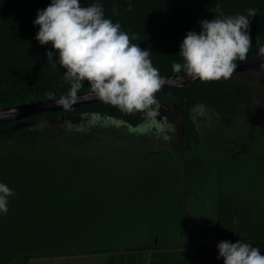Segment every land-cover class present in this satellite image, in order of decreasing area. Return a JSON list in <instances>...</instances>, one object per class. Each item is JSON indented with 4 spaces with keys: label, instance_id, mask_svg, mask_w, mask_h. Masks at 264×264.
<instances>
[{
    "label": "trees",
    "instance_id": "obj_1",
    "mask_svg": "<svg viewBox=\"0 0 264 264\" xmlns=\"http://www.w3.org/2000/svg\"><path fill=\"white\" fill-rule=\"evenodd\" d=\"M50 2L0 0V108L69 90L65 70L46 58L51 44L35 39L37 11ZM95 3L151 52L161 77L177 74L171 66L183 63L181 42L218 16L217 6L233 16L257 10L246 59L264 56V0H81ZM255 93L235 76L159 91L156 98L178 107L183 127L182 138L160 151L144 145L164 129L157 116L106 103L0 125V182L15 193L0 213V264L82 256H100L101 264H223L218 243L239 239L264 255V162L243 157L251 170L244 179L225 154L255 143L263 129L239 126L253 133L242 144L222 135L240 125L238 112Z\"/></svg>",
    "mask_w": 264,
    "mask_h": 264
},
{
    "label": "clouds",
    "instance_id": "obj_2",
    "mask_svg": "<svg viewBox=\"0 0 264 264\" xmlns=\"http://www.w3.org/2000/svg\"><path fill=\"white\" fill-rule=\"evenodd\" d=\"M256 11L224 15L217 6L214 12L219 15L200 21L199 33L187 32L179 46L183 63L174 62L172 72L200 81L230 79L237 61L247 58L252 44L250 18ZM113 14H118L116 9ZM34 24L39 26L35 39L42 46L51 44L54 50L46 52V58L65 70L64 80L70 85L67 94L56 101L58 105L71 110L86 82L90 93L103 103L129 114L158 116L156 94L165 79L153 66L151 52L132 43L137 37L122 31L119 22L105 18L102 5L83 7L81 0H51L45 9L37 11ZM259 51L264 55V48ZM14 194L0 182V213L7 214ZM217 248L223 264H264L261 250L240 239L235 243L221 241Z\"/></svg>",
    "mask_w": 264,
    "mask_h": 264
},
{
    "label": "rangeland",
    "instance_id": "obj_3",
    "mask_svg": "<svg viewBox=\"0 0 264 264\" xmlns=\"http://www.w3.org/2000/svg\"><path fill=\"white\" fill-rule=\"evenodd\" d=\"M235 77L240 80L249 82L254 86L256 91L254 100L249 105L242 107L238 112V115L236 117V124L240 125H236L235 128L231 131L222 132L223 136L226 134V136H230L237 143L242 144L243 142H245L246 138H250V140L252 141L253 133L250 131H246L244 134H242L240 132L239 126H242L245 123H253L257 126L258 124L255 122H264V69L238 74ZM157 99L159 101V104L161 105L158 110L157 120L161 121L164 124V129L159 131V133L154 134V132H152L151 135L145 137L144 145L149 146L146 148V151H160L163 150V148H170L173 143L179 141L183 136V127L181 124V117L178 107L170 99H164L162 97ZM261 126H264V123L260 125V127ZM261 129L262 128H259L257 131ZM263 132L264 130H261V137H258L257 141L253 143V146L246 145L244 147H241L239 145H230V147H226L227 152H229V154L225 153L226 158L233 159L231 158L232 156L230 157V154L234 155V160H230V166H234L237 169L236 176L239 175L238 177L247 179L251 175V170L249 169V167L243 166L239 163L241 162L243 157L249 156L251 154L253 155L254 153V155L257 154V156H259V160L261 162H264ZM152 162L153 160L149 161V163ZM223 163H225L224 165H226L228 163V160H226V162H221V164ZM216 166L217 165L215 164L213 169H216ZM243 167H245L246 169ZM222 168V170L229 169V166ZM261 192H264V189L261 190ZM29 264H101V257L82 256L68 258H43L33 259L29 262Z\"/></svg>",
    "mask_w": 264,
    "mask_h": 264
},
{
    "label": "water",
    "instance_id": "obj_4",
    "mask_svg": "<svg viewBox=\"0 0 264 264\" xmlns=\"http://www.w3.org/2000/svg\"><path fill=\"white\" fill-rule=\"evenodd\" d=\"M237 63V69L232 76L264 69V56L246 59L245 61H237ZM162 77L165 79V84L160 91H165L170 88H181L193 82L200 81L199 79H192L184 73L170 74ZM59 98L60 97L0 108V125L24 121L42 114L64 111L65 109L56 103ZM99 103L103 102L96 99L90 91L79 92L78 102L73 105L72 109Z\"/></svg>",
    "mask_w": 264,
    "mask_h": 264
},
{
    "label": "flooded vegetation",
    "instance_id": "obj_5",
    "mask_svg": "<svg viewBox=\"0 0 264 264\" xmlns=\"http://www.w3.org/2000/svg\"><path fill=\"white\" fill-rule=\"evenodd\" d=\"M255 123L258 124L257 126H258L259 128H262V129L264 130V126H263V127H262V126L260 127V125H262L264 122H260V121H258V122H255ZM263 134H264V132H263ZM250 146H253V144H251Z\"/></svg>",
    "mask_w": 264,
    "mask_h": 264
}]
</instances>
